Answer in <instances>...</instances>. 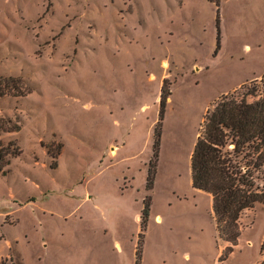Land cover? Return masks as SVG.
<instances>
[{
    "label": "rangeland",
    "instance_id": "obj_1",
    "mask_svg": "<svg viewBox=\"0 0 264 264\" xmlns=\"http://www.w3.org/2000/svg\"><path fill=\"white\" fill-rule=\"evenodd\" d=\"M4 76L0 264H264V204L232 245L191 181L208 110L264 96V0H0Z\"/></svg>",
    "mask_w": 264,
    "mask_h": 264
},
{
    "label": "trees",
    "instance_id": "obj_2",
    "mask_svg": "<svg viewBox=\"0 0 264 264\" xmlns=\"http://www.w3.org/2000/svg\"><path fill=\"white\" fill-rule=\"evenodd\" d=\"M1 78L15 81L14 76ZM2 151L0 174L10 164ZM191 181L211 195L218 231L236 245L242 215L264 204V96L224 94L208 110L191 154Z\"/></svg>",
    "mask_w": 264,
    "mask_h": 264
},
{
    "label": "crops",
    "instance_id": "obj_3",
    "mask_svg": "<svg viewBox=\"0 0 264 264\" xmlns=\"http://www.w3.org/2000/svg\"><path fill=\"white\" fill-rule=\"evenodd\" d=\"M239 85H240V84H239ZM239 85H237V86H239ZM237 86H236V87H237ZM236 87H234V88H236Z\"/></svg>",
    "mask_w": 264,
    "mask_h": 264
}]
</instances>
